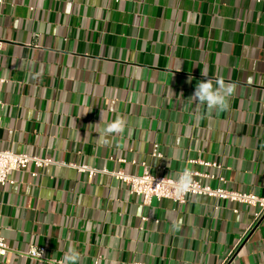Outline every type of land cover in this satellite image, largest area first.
Returning <instances> with one entry per match:
<instances>
[{
	"label": "crops",
	"instance_id": "crops-1",
	"mask_svg": "<svg viewBox=\"0 0 264 264\" xmlns=\"http://www.w3.org/2000/svg\"><path fill=\"white\" fill-rule=\"evenodd\" d=\"M0 38V150L57 163L0 187V264H55L70 245L80 264H264L258 209L145 205L111 174L69 166L168 179L188 168L264 197V0H3ZM207 79L236 85L228 111L192 98ZM117 116L124 132L101 136Z\"/></svg>",
	"mask_w": 264,
	"mask_h": 264
},
{
	"label": "built area",
	"instance_id": "built-area-1",
	"mask_svg": "<svg viewBox=\"0 0 264 264\" xmlns=\"http://www.w3.org/2000/svg\"><path fill=\"white\" fill-rule=\"evenodd\" d=\"M3 0H0V4ZM6 43L0 38V52L3 50ZM158 145L154 146L153 156L162 158V154L159 152ZM57 164L51 159L39 158L31 155L17 154L10 150H0V187L5 188L15 184V181L11 179V175L14 172H19L27 169L28 166L33 165L36 168H44L50 165ZM205 166H212L220 168L217 164L204 163ZM75 168L80 174L87 173L89 179H93L100 173L111 174L115 179L123 182L129 187V193L142 199L145 205H149L153 199L158 201L172 200L177 205H184L187 203L188 198L191 196L209 197L213 199H220L223 201L238 202L243 205L256 208L259 211L258 217L264 214V197H259L254 194L239 193L235 191H229L219 188H212L208 185H203L197 180H194L192 190L186 193L184 196L177 198L175 195L174 183L176 179H168L164 177H158L152 175L148 169L144 171L142 175H131L123 171L111 173L108 170L99 171L87 165H69ZM198 174H194L196 176ZM36 177V174H34ZM207 178L214 179L210 176ZM146 220V219H145ZM10 252V248L6 243V240L0 236V257H5ZM42 253V255H41ZM29 256L38 259L46 260V249L33 247L29 251ZM55 264H59L56 262Z\"/></svg>",
	"mask_w": 264,
	"mask_h": 264
},
{
	"label": "clouds",
	"instance_id": "clouds-1",
	"mask_svg": "<svg viewBox=\"0 0 264 264\" xmlns=\"http://www.w3.org/2000/svg\"><path fill=\"white\" fill-rule=\"evenodd\" d=\"M215 85L216 86H214L212 79L199 82L195 87L192 98L198 101L201 105H206L209 113L213 111H228L230 109L229 101L235 93L236 85L225 83L222 79L215 81ZM101 116V121H103V113H101ZM126 126L127 121L122 116H117L114 121L108 123L106 127L101 130V136L121 134L124 132ZM193 185L194 180L192 171L188 168H184L181 172L177 173L174 183L176 197L180 198L184 196L192 190ZM81 260V253L74 246L70 245L62 259L59 261V264H80Z\"/></svg>",
	"mask_w": 264,
	"mask_h": 264
}]
</instances>
